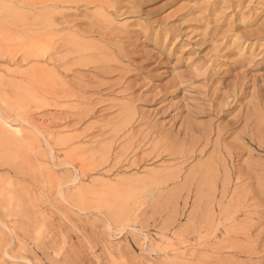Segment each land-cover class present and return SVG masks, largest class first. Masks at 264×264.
Returning a JSON list of instances; mask_svg holds the SVG:
<instances>
[{
  "label": "rangeland",
  "instance_id": "rangeland-1",
  "mask_svg": "<svg viewBox=\"0 0 264 264\" xmlns=\"http://www.w3.org/2000/svg\"><path fill=\"white\" fill-rule=\"evenodd\" d=\"M104 2L0 0V264H264V0Z\"/></svg>",
  "mask_w": 264,
  "mask_h": 264
},
{
  "label": "bare ground",
  "instance_id": "bare-ground-1",
  "mask_svg": "<svg viewBox=\"0 0 264 264\" xmlns=\"http://www.w3.org/2000/svg\"><path fill=\"white\" fill-rule=\"evenodd\" d=\"M73 1H74V0H73ZM100 1H103V2H104L105 0H100ZM106 1H107V0H106ZM106 1H105V2H106ZM105 2H104V3H105ZM88 3H89V2H88ZM91 3L93 4V2H91ZM91 3H90V4H91ZM108 3H109V2H108ZM67 4H68V3H67ZM55 5H56V4H55ZM32 80H33V79H32ZM36 83H37V82H36ZM238 83H239V82H238ZM39 84H40V83H39ZM241 84H242V83H241ZM237 85H238V84H237ZM247 85H248V84H247ZM245 86H246V85H245ZM236 87H237V86H236ZM243 88H244V87H243ZM236 89H237V88H236ZM245 89H246V88H245ZM245 89H244V90H245ZM51 91H52V90H51ZM245 91H246V90H245ZM225 93H226V92H225ZM237 93H239V90H238ZM237 93H236L235 95L233 94V95H234L233 97H234L235 99H240V100H241V98H243V97H242V94L239 96V94H237ZM240 93H242V91H241ZM257 93L259 94V91H258ZM262 93H263V92H262ZM218 95H219V94H218ZM244 95H245V94H244ZM247 95H248V94H247ZM218 97H219V96H218ZM219 98H220V97H219ZM223 98H224V97H223ZM244 98H245V97H244ZM244 98H243V99H244ZM247 98H248V97H247ZM262 99H263V98H262ZM219 100H220V99H219ZM240 100H239V101H240ZM261 103H262V102H261ZM237 104H238V103H237ZM249 104H250V103H249ZM214 105H215V104H214ZM219 105H220V104H219ZM219 105H218V106H219ZM231 105H232V103H231ZM261 105H262V104H261ZM248 106H249V105H248ZM248 106H245V107H248ZM213 108H214V107H213ZM215 108H216V107H215ZM217 108H218V107H217ZM263 108H264V107H263ZM230 109H233V108H230V107H229V110H230ZM249 109H250V108H249ZM261 109H262V107H261ZM213 110H214V109H213ZM243 111H244V110H243ZM213 112H214V111H213ZM225 112H226V111H225ZM263 112H264V111H263ZM222 113H224V111H223V110H220L219 113H217V114H222ZM228 113H229V112H228ZM213 114H214V113H213ZM260 114H261V113H260ZM255 115H256V114H255ZM225 116H226V115H225ZM250 117H251V116H250ZM261 117H262V116H261ZM220 118H222V117H220ZM256 119H257V118H256ZM252 120H253V118H252ZM244 122H245V127H246V129H248V128L251 127V119H250V118H246ZM242 124H243V123H242ZM4 125H5V123H4ZM257 125H258V124H257ZM225 126H226V125H225ZM258 126H259V125H258ZM7 127H8V126H7ZM10 128H11V127H10ZM225 128H226V127H225ZM249 130H250V129H249ZM219 131H220V130H219ZM230 131H231V130H230ZM247 131H248V130H247ZM253 131H254V130H253ZM216 133H217V132H216ZM248 133H249V132H248ZM218 134H219V133H218ZM226 135H228V134H226ZM224 136H225V135H224ZM249 136H250V135H249ZM238 138H239V137H238ZM236 140H238V139H236ZM242 140H243V139H242ZM252 140H253V137H250V141H252ZM257 140H258V139H257ZM255 141H256V140H255ZM239 142H240V140H239ZM247 144H248V143H247ZM222 145H223V144H222ZM222 145H221V146H222ZM261 145H262V144H261ZM263 145H264V144H263ZM235 147H236V146H235ZM241 147H242V146H241ZM233 149H234V148H233ZM229 156H230V155H229ZM228 179H229V178H228ZM228 182H229V180H228ZM226 187H227V185H226ZM227 188H228V187H227ZM225 191H226V190H224V192H225ZM217 192H218V191H217ZM229 192H230V191H229ZM215 193H216V192H215ZM215 193H214V194H215ZM220 194H221V193H220ZM227 194H228V193H227ZM229 194H230V193H229Z\"/></svg>",
  "mask_w": 264,
  "mask_h": 264
}]
</instances>
